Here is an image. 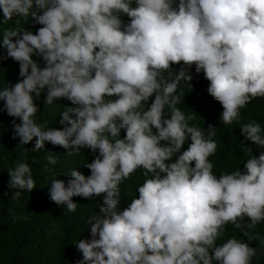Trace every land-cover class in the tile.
Wrapping results in <instances>:
<instances>
[{"label":"clouds","instance_id":"obj_1","mask_svg":"<svg viewBox=\"0 0 264 264\" xmlns=\"http://www.w3.org/2000/svg\"><path fill=\"white\" fill-rule=\"evenodd\" d=\"M0 11V23L15 16L31 25L16 20L0 31L3 59L19 65L0 88L12 138H36L25 155L47 143L83 159L48 178L50 201L66 212L100 203L88 236L72 243L81 253L75 264L260 259L264 127L241 123L240 109L264 97V0H0ZM193 65L222 106L219 121L239 124L243 168L215 173V126L191 124L190 107L179 106ZM42 96L45 105L67 101L57 121L36 119ZM8 175L13 201L36 186L23 159ZM227 225L246 239L226 236Z\"/></svg>","mask_w":264,"mask_h":264},{"label":"trees","instance_id":"obj_2","mask_svg":"<svg viewBox=\"0 0 264 264\" xmlns=\"http://www.w3.org/2000/svg\"><path fill=\"white\" fill-rule=\"evenodd\" d=\"M30 17V16H29ZM27 17V18H29ZM3 13L0 11V21ZM19 20L21 26L30 28L29 21L23 18L13 17L6 24L0 23V31L5 27H15V21ZM39 27V25L35 26ZM34 32L35 30L32 29ZM2 40V35H0ZM4 49L0 45V88L8 82H14L18 76V62L11 58L3 59ZM181 64H173L171 67L179 70ZM192 79L187 82L181 80L177 93L181 95L179 106H187L191 109L194 120L191 124L206 128L212 124L216 128L217 150L209 160L214 164L213 171H231L234 168H243V160L247 155L241 144L239 124L223 125L219 121L222 106L208 92L209 81L204 78L203 72H195V66L188 68ZM39 103V111L36 114L38 121L47 118L57 121L60 118L59 111L67 101H55L53 105L43 104V96ZM193 109H192V107ZM241 123L249 119H255L264 127V97L252 99L246 106L240 109ZM13 117L3 110V101L0 100V264H75L81 258L77 251L75 240L87 237L90 227L86 220L89 216L98 213L100 203L91 200L88 204L75 212H66L63 206H57L48 199L47 182L53 174H60L71 168H77L82 164L79 155H68L63 150L51 149L47 143L38 151H29L24 154V148L34 147L35 137L26 145L19 143V137L13 139ZM247 143V142H245ZM186 147V145H185ZM252 154H255V148ZM258 154V153H257ZM54 155L57 158L55 165H50L46 157ZM25 160L32 171L36 186L31 192L22 191L19 200L10 199L12 191L7 186L9 180L8 168L14 166L17 160ZM47 165V170L45 166ZM64 176L60 178L63 179ZM131 180H133L130 177ZM7 193V195H6ZM127 199H124V203ZM14 216L24 217L16 220ZM248 218L245 217V220ZM264 236V223L257 226ZM236 234L243 237L232 225L226 226V236ZM250 246L255 247L257 241H250ZM252 264H264V254L257 260L253 258Z\"/></svg>","mask_w":264,"mask_h":264}]
</instances>
